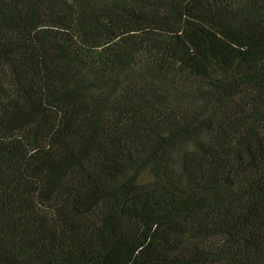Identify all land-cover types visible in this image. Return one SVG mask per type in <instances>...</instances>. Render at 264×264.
Wrapping results in <instances>:
<instances>
[{"label":"trees","instance_id":"obj_1","mask_svg":"<svg viewBox=\"0 0 264 264\" xmlns=\"http://www.w3.org/2000/svg\"><path fill=\"white\" fill-rule=\"evenodd\" d=\"M0 264H264V0H0Z\"/></svg>","mask_w":264,"mask_h":264}]
</instances>
